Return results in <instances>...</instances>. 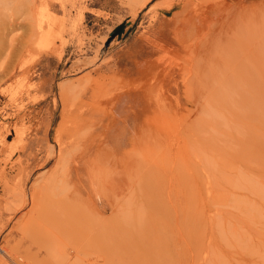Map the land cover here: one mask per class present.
Listing matches in <instances>:
<instances>
[{
    "label": "rangeland",
    "instance_id": "obj_1",
    "mask_svg": "<svg viewBox=\"0 0 264 264\" xmlns=\"http://www.w3.org/2000/svg\"><path fill=\"white\" fill-rule=\"evenodd\" d=\"M0 35V264H263L264 0H0Z\"/></svg>",
    "mask_w": 264,
    "mask_h": 264
},
{
    "label": "bare ground",
    "instance_id": "obj_2",
    "mask_svg": "<svg viewBox=\"0 0 264 264\" xmlns=\"http://www.w3.org/2000/svg\"><path fill=\"white\" fill-rule=\"evenodd\" d=\"M259 1H260V0H259ZM3 2H4V1H3ZM256 3H257V2H256ZM260 3H261V2H260ZM46 4H47V3H46ZM254 4H255V3H254ZM257 4H258V3H257ZM26 5H27V4H26ZM259 5H260V4H259ZM258 8H259V7H258ZM15 11H16V10H15ZM240 14H241V13H240ZM238 15H239V14H238ZM238 15H237V16H238ZM234 16H236V15H234ZM4 17H5V16H4ZM233 18L235 19V18H237V17H232L231 20H233ZM18 19H19V18H18ZM229 19H230V17H229ZM237 19H239V17H238ZM224 21H225V20H224ZM229 21H230V20H229ZM237 21H238V20H237ZM229 23H230V22H229ZM229 23H228V24H229ZM4 24H5V23H4ZM7 24H8V23H7ZM11 25L14 26L15 24H12V23H11ZM224 25H226V23H225ZM3 26H4V25H3ZM8 26L11 28L10 25H8ZM40 27H42V26H40ZM222 27H223V26H222ZM224 27H225V26H224ZM31 33H32V32H31ZM35 33H36V32H34V34H35ZM0 36H2V35H0ZM5 37H6V35H5ZM0 38H1V37H0ZM3 38H4V37H3ZM10 38H11V37H10ZM10 38H9V39H10ZM23 38H24V37H23ZM23 38H22V39H23ZM28 38H29V37H27V39H28ZM7 39H8V38H7ZM11 39H12V38H11ZM11 39H10L9 41L7 40V41H8V44H7V45H10L9 43L11 42ZM13 39H14V38H13ZM2 40H3V39H2ZM2 40H1V41H2ZM5 40H6V39H5ZM29 40H30V39H28V41H29ZM3 41H4V40H3ZM23 41H24V42H23ZM23 41L19 42L20 45H19V48L17 47L18 50L20 49L19 51H21V52H22V51H23V52H24V51L29 52V51H30V47H31V46H30V43H28L27 40H25V38L23 39ZM2 43H3V42H2ZM11 43L13 44V42H11ZM19 43H18V44H19ZM12 44L10 45V47L13 46ZM16 44H17V43H16ZM16 44L14 45L15 47H16ZM4 45H5V44H4ZM17 46H18V45H17ZM8 47H9V46H8ZM3 48H5V47H3ZM12 48H13V47H12ZM1 49H2V48H1ZM8 49H10V48H8ZM13 51H14V50H13ZM13 51H12V52H13ZM15 51H16V50H15ZM19 51H18V52H19ZM9 52H10V50H9ZM15 53H16V52H15ZM12 54H13V53H12ZM0 70H1V68H0ZM261 104H262V103H261ZM253 129H254V128H253ZM257 129H258V128H257ZM251 131H253V130H251ZM254 131H255V130H254ZM254 131H253V132H254ZM257 132H258V131H257ZM108 137H109V136H108ZM113 139L116 140L115 135H113ZM167 194H168V193H167ZM210 195H211V194H210ZM215 197H216V196H214V198H215ZM211 198H212V197H211ZM210 203H214V204H216V203H218V200H216V201H211V200H210ZM228 206H229V205H228ZM236 207H238V208H236V209H238L239 214L234 213V211H232V210L230 211V210H225V209H224V210H222V212H223L225 215H222V218H221V219H222V220H225V221H228V223L230 222V224H231L233 227H236L237 230H238V232H240V231H239V226H240V222H241L242 216H241V210L239 209V206H236ZM259 213H261V212L259 211L258 214H259ZM261 214H263V213H261ZM174 217H175V216H174ZM189 219H190V218H189ZM175 220H176V219H175ZM62 221H63V220H62ZM176 221H177V220H176ZM190 221H192V219H191ZM173 222H174V221H173ZM174 223H175V222H174ZM176 223H178V222H176ZM176 223H175V224H176ZM62 224H64V223H62ZM190 224L192 225L193 223L190 222ZM53 225H54V224H53ZM63 226H64V228L66 229L65 225H63ZM66 226H67V225H66ZM173 226H174V225H173ZM52 227H56V226H52ZM57 227H58V226H57ZM89 227L91 228L92 226H89ZM175 227H177V224H176ZM191 227H192V226H191ZM58 228H59V227H58ZM58 228H57V229H58ZM61 228H62V227H61ZM64 228H63V229H64ZM90 228L84 227L83 225L79 226L78 223H77V226H76V224L73 226V230H76L77 232L82 231V232H84V233H86V234L91 233V234L94 235V238H95V236L97 235V234H96V231L92 232V231L90 230ZM177 228H178V227H177ZM50 229H51V228H50ZM53 229H54V228H53ZM57 229H56V230H57ZM95 229H96V228H95ZM60 230H62V229H60ZM57 231H59V230H57ZM97 231H98V229H97ZM176 231H177V230H176ZM98 232H99V231H98ZM177 232H178V231H177ZM185 232H186V231H185ZM54 233H55V231H54ZM54 233H52L53 236L57 233V234H56L57 237H58V234H60V232H59V233L56 232L55 234H54ZM66 233H67V232H66ZM66 233H65L64 235H66ZM71 233L74 234L73 231H71ZM100 233L103 234V232H100ZM62 234H63V233H62ZM62 234H61V235H62ZM179 234H180V233H179ZM50 235H51V234H50ZM56 235H55V236H56ZM61 235H60V236H61ZM68 235H69V233H68ZM82 235H83V234H82ZM186 235H187V234H186ZM62 236H63V235H62ZM176 236H177V235H176ZM176 236H175V237H176ZM202 236H204V235H202ZM57 237H55V238L57 239ZM90 237H91V236H90ZM101 237H102V236H101ZM50 238H51V240H52V236H51ZM58 238H59V237H58ZM63 238H65V237H63ZM91 238H92V237H91ZM107 238H108V237H107ZM176 238H177V237H176ZM184 238H185V237H184ZM192 238H193V237H192ZM39 239H40V238H39ZM56 239H54V240H56ZM103 239H104V238H103ZM108 239H109V240L112 239V241H113V240H116L115 237H114V238L112 237L111 239H110V237H109ZM121 239H123V238H121ZM203 239H205V238H203ZM119 240H120V239H119ZM174 240H175V239H174ZM177 240H178V239H177ZM206 240H207V241H206ZM59 241H60V238H59ZM106 241H107V240H106ZM155 241H156V240H155ZM202 241H203L204 243H205V241L207 242V243H206L207 251L210 250V244H211V242L213 241V239H212V235H211V236L209 235L205 240H202ZM202 241H201V242H202ZM56 242H57V241H56ZM60 242H61V241H60ZM60 242H59V243H60ZM113 242H114V241H113ZM153 242H154V241H153ZM173 242H174V241H173ZM61 243H62V242H61ZM63 243H64V242H63ZM63 243H62L61 245H64ZM66 243H67V242H66ZM73 243H74V242H73ZM108 243H109V242H108ZM263 243H264V242H263ZM51 244H52V243H51ZM56 244H57V246L59 245L60 247H62L63 249H65L64 246H61L60 244H58V242H57ZM56 244H55V245H56ZM74 244H75V243H74ZM177 244H178V243H177ZM201 244H203V243H201ZM79 245H80V244H79ZM175 245H176V244H175ZM53 246H54V245H53ZM176 246H178V245H176ZM179 247H180V246H179ZM179 247H178V248H179ZM58 248H59V247H58ZM91 248H92V247H91ZM147 249H148V248H147ZM71 250H72V249H71ZM71 250L68 248V249H65V251H64V253H65V257H66L67 259H69V258L71 259V257L73 256V253H72ZM97 250H98V249H97ZM56 251H57V248H56ZM60 251H62V249H60ZM94 251H95V250H94ZM207 251H206V253H205V254H206V255H205L206 257H207V255H208ZM145 252H147V251H145ZM165 252H166V251H165ZM165 252H164V253H165ZM60 253L62 254V252H60ZM80 253H81V252H79V251L76 250L75 255H76V256H77V255H80ZM166 253H167V252H166ZM169 253H171V252L169 251ZM262 253L264 254V251H263ZM81 254L83 255L84 253H81ZM92 254H93V253H92ZM95 254H96V253H95ZM104 254H105V253H104ZM59 255H60V254H59ZM62 256H63V255H62ZM76 256H75V257H76ZM84 256H85V255H84ZM86 256H88V255H86ZM86 256H85V257H86ZM205 256H204V257H205ZM262 256H264V255H262ZM58 257H59V256H58ZM81 257H82V256H81ZM59 259H60V258H59ZM40 260H42V258H40ZM40 260H39V261H40ZM43 260H44V259H43ZM57 260H58V259H57ZM57 260H56V261H57ZM62 260H64V256H63V259L58 260V263H60V261H62ZM71 260H72V259H71ZM35 261H36V264H40V263H38V259L35 260ZM69 261H70V260H69ZM167 261H169V260H167ZM164 262H166V260H165ZM68 263H69V262H68ZM50 264H51V262H50ZM60 264H65V263L63 262V263H60ZM66 264H67V263H66ZM82 264H83V263H82ZM260 264H261V262H260ZM263 264H264V261H263Z\"/></svg>",
    "mask_w": 264,
    "mask_h": 264
},
{
    "label": "water",
    "instance_id": "obj_3",
    "mask_svg": "<svg viewBox=\"0 0 264 264\" xmlns=\"http://www.w3.org/2000/svg\"><path fill=\"white\" fill-rule=\"evenodd\" d=\"M123 26H124V23H123V22L120 23V24H118V25L116 26V28H115L116 32H117V33H120V32L122 31V29H123Z\"/></svg>",
    "mask_w": 264,
    "mask_h": 264
}]
</instances>
